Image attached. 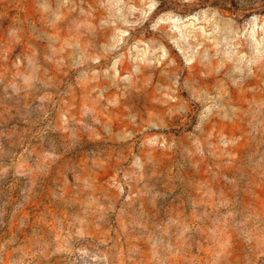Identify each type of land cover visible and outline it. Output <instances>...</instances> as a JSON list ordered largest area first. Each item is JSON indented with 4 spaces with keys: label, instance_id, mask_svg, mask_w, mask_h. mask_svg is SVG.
Here are the masks:
<instances>
[{
    "label": "rangeland",
    "instance_id": "374dc122",
    "mask_svg": "<svg viewBox=\"0 0 264 264\" xmlns=\"http://www.w3.org/2000/svg\"><path fill=\"white\" fill-rule=\"evenodd\" d=\"M0 264H264V0H0Z\"/></svg>",
    "mask_w": 264,
    "mask_h": 264
}]
</instances>
